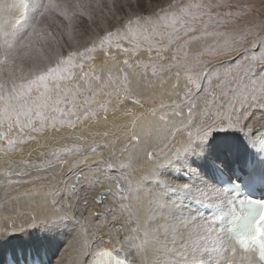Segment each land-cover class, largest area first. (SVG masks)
I'll list each match as a JSON object with an SVG mask.
<instances>
[{
  "label": "snow or ice",
  "instance_id": "1",
  "mask_svg": "<svg viewBox=\"0 0 264 264\" xmlns=\"http://www.w3.org/2000/svg\"><path fill=\"white\" fill-rule=\"evenodd\" d=\"M211 7L205 0H0V154L7 161L46 129H76L91 117L107 123L110 100L98 101V95L115 96L116 111L132 104L120 132L96 134L106 138L103 144L63 147L34 165L38 171L62 167L67 153L76 157L69 171L77 174L26 193L42 196L47 211L19 227V214L2 215L5 200L0 233L70 222L72 235L57 264H264V200L234 203L226 187L179 163L199 152L213 132L239 131L264 151V52L256 55L264 48V20L238 31H210L218 26L209 23ZM249 38L251 48L239 51ZM209 40L214 43L190 60L189 47ZM142 49H155L159 61L172 51L171 62L157 63L151 55L149 62L133 60ZM229 53H236L235 67L223 74L213 78L207 67L191 74L207 63L203 55ZM98 55L112 65L102 74L91 66ZM174 68L177 82L181 69L187 77L183 94L172 84L170 103L146 108L154 97L137 91L133 80H147L149 69L157 77ZM205 74L208 87L202 89ZM100 149L109 150L108 159ZM90 156L99 159L88 164ZM29 175L8 165L0 180L18 185L29 181L13 176ZM43 179L37 175L33 183ZM225 201L233 208L227 226L216 212Z\"/></svg>",
  "mask_w": 264,
  "mask_h": 264
},
{
  "label": "rangeland",
  "instance_id": "2",
  "mask_svg": "<svg viewBox=\"0 0 264 264\" xmlns=\"http://www.w3.org/2000/svg\"><path fill=\"white\" fill-rule=\"evenodd\" d=\"M153 2L164 4V3H166V0H153ZM205 3L212 5V7L209 9V11L211 12V14L213 16V20L210 21L209 23L210 24H218V26L215 28L210 27V29H209L210 31H217V32L238 31L239 29L245 27L246 24L251 23L252 21L264 20V0H205ZM245 12H247L246 15H237L238 13H245ZM228 13H232V15L229 16ZM33 15H34V13H33ZM261 34L264 35V32H262ZM196 35H199V33H196ZM157 39H159V38H157ZM213 43H214L213 41L209 40V41L201 42L198 44H195V43L192 44L188 49L189 59L191 60V58L193 56H196L199 52L208 48ZM250 48H251V38H249L248 43H242L241 44L239 51H243V49H250ZM113 52H115V50H113ZM260 52H264V48H260L259 51L256 52V55H259ZM149 55H151V58L153 61L167 65L168 63L171 62L172 51L162 53V55L165 57V59L163 61L156 60L155 49L152 51L151 54L147 53V51L142 49L141 52L137 53V56L133 57L132 59L135 60L136 58H139V59L144 60L145 62H149ZM235 56H236V53H229L228 55H217V56L205 54L201 57V59L206 61L207 63L203 64V65L194 66L191 70V74L194 76L195 73L199 72L201 68L207 67L209 70V73L214 78L217 74H223L229 67H235V65L233 64V60H232V57H235ZM250 56H251V52L249 53V58H250ZM123 58H124L123 56L117 55V59L122 60ZM104 60H105V58L102 55H98L97 58L92 61L91 66L93 68L97 69L98 74H102V73H100L101 68H104L106 71L107 68L112 66L110 62H109V64L105 65ZM84 70L85 71L89 70V66L87 64L85 65ZM113 71H115V69H113ZM176 71H177V69L174 68L171 71L159 73L157 77H152L151 76V69H149V75H148L147 80L141 79L138 82H137V80H133V87L135 88L134 84H138L141 81L139 83L140 86H143L141 88H145V86H146V87H148L147 90H149L148 94L146 92H144L143 94L147 97H152V95L155 93L154 90H156L158 88L157 86H159V84H160V86H162L163 84H165L167 82L171 85V90H170V92H171L172 91V84L171 83L172 82H174L175 84L178 83V82H176L177 81L176 80ZM180 72H181V76H180V80L178 83V85H179L178 87H179V89L181 91V95H182L183 90L188 85H187V77H186L183 69H181ZM155 81H156V83H155ZM200 83L202 85V89L208 87V74H205V78L202 79L200 81ZM198 97H199L200 102L202 103L203 99H204L203 91H201V93H198ZM167 98H168V96H167ZM97 100L98 101L99 100H110L108 118L110 117L114 121H116L118 115L121 116L123 112L132 108L131 102H128L123 107H120L119 111H116V109L114 107H112V105L117 104V98L115 96L108 98L105 96L98 95ZM128 106H130V108ZM113 112H116L117 114L115 116H113V114H112ZM119 112H121V113H119ZM100 115L102 117L103 113L101 112ZM110 118H109V120H110ZM94 122H95V124L93 126H90V124H92ZM96 122H97V118L91 117L90 120H88V121H85L83 123H78L76 129H69V128L65 127V128L60 130L62 133V131H64V132L77 131L79 129L87 127L86 131L83 132V137L79 140L77 139V137H75L74 139H63L64 142L62 141L60 143V135L50 134V132L54 133V131L51 128H49V129H46L44 132L34 134V135H36L37 138L35 140H29L26 144L22 145L21 150L17 153H14L13 156L15 157L18 153H22L23 150L26 148V146H28L29 148L30 147L32 148L34 144L38 143V146L36 145L35 146L36 148L35 147L33 148V150L37 149L36 150L37 152L32 151V153H27L25 155H21V158L18 157L19 160L18 159L16 160V157H15L10 161H7L6 158L3 156V154H0L1 155L0 157H4L2 160L3 161L2 166H0V173H3L7 169L8 165H11V167L13 169H18L20 171H25V172L31 173V175H29V176H24V177L13 176L12 177L13 179L19 178L22 180H27V181H29L28 183H21L18 185L8 186L6 184V182H4L3 180H0V204H2L5 200L8 201V211L3 212L2 215L13 216V218L15 219L17 214H19V216L21 218L16 220L18 227L29 216H32V215L38 216L39 215L38 218H41V216H42L41 213H43L44 211H47V209L44 207V200H43L42 196H36L35 198H32L29 195H26V193L36 191L37 190L36 186L41 184V183L47 185L49 181H52V182H59L62 180L63 181H73L75 179L74 176L77 173L75 172L74 169L72 171H69V167H70L71 163L73 162V160L76 159V157L72 156V155H68L67 153H63L62 154L63 158L66 159L69 163L63 165L62 167H56L55 169H47V170L38 171L37 168L33 167V166L34 165L40 166L46 160L52 159L51 153L53 151L59 150L63 147H73V146H79V145L87 146V144H91L94 142L103 144L105 142L104 138H101L99 140L100 137H97L96 135H94V131H97V132H98V130H102L101 132L105 131V129L103 128L104 126L103 127L101 126L103 120L100 119L99 122H97V123ZM89 127H90V129H89ZM93 127L95 129L94 131H92ZM96 129H98V130H96ZM87 130H89V131H87ZM217 133L218 132L212 133L213 138L216 136L215 134H217ZM227 133L230 134L231 132H227ZM49 134L51 135V137H55V138H53L54 140L53 139L49 140L50 143L46 144L47 142L43 141V137L48 136ZM64 134H66V133H64ZM80 134H81V132H79V135ZM230 135H233V133ZM99 151L102 152L103 155L105 154L104 155L105 159L109 158V154L108 155L106 154L109 151L108 149H100ZM23 157H25V158H23ZM97 159H99L98 156L97 157L90 156L87 163L93 164ZM37 175L44 177L45 179H43L41 181H35V184H34L33 179ZM39 191L41 193L45 192V191H47V187H45L43 189H39ZM0 223H2V221H0ZM33 227L34 226H32V228ZM27 228H31V227H27ZM33 231H35V230H33ZM33 231H29V234H27V235H29L30 237H33V235H32L34 233ZM18 232H20V231H18ZM12 233H16V232H12ZM12 233H10V234H12ZM5 250H6V248H5ZM5 253H6V251H5Z\"/></svg>",
  "mask_w": 264,
  "mask_h": 264
},
{
  "label": "bare ground",
  "instance_id": "3",
  "mask_svg": "<svg viewBox=\"0 0 264 264\" xmlns=\"http://www.w3.org/2000/svg\"><path fill=\"white\" fill-rule=\"evenodd\" d=\"M139 83L134 84L135 89L139 92H142V93L146 92L148 94L149 92V90H147L148 87L145 86V88H141L143 86H140ZM171 84H175V83L172 82ZM157 87H156L157 89L154 90L155 93L153 95L150 93L152 97H154V103L150 102L148 104H145L146 108L152 107V106H158L161 100H163L165 103H170L169 99L167 98L168 96L167 93L170 92L171 85L166 82L162 86H160L159 84V86ZM128 107L130 108V106ZM118 116H117L116 121H114L113 119L109 117L110 120L108 118L107 123L102 122L101 126L102 127L104 126L103 128L105 129V131H108L110 134L118 133L121 131L122 125L130 122V118H125L123 116V113L121 116L120 115ZM94 124L95 122L90 124V126H93ZM86 129L87 127H84L77 131H69V132L62 131V133L61 131L56 132V133L50 132V134L60 135V143H61L63 139H74L75 137L79 135V132L83 133L84 131H86ZM94 130L95 129L93 127L92 131ZM101 131L102 130H98V132L94 131V135H96L97 133H100ZM227 132H231L230 134L233 133V135H230ZM227 132H218L217 134H215L216 136L214 135L215 136L214 138L213 136L210 137L207 144L199 152L185 157V159L180 161L179 163L183 167L188 168L189 171L198 170L199 177L201 179L207 180L210 183H218L217 182V178H218V168L217 167H221L224 170L229 172V174L227 175L229 176L233 184H238L241 181H247V180L254 178L256 174V170L252 171L251 167L247 165V161H245L242 164V166H239V167L232 166V163L251 159L252 163L255 161V164H256L255 168L257 169L260 166V163H259L260 155H262L263 152H260L261 149L259 147L257 148L251 147L252 141H251L250 136L246 137L243 133L239 131H234V130H229ZM50 134L48 136L43 137V141L47 142L46 144L50 143L49 140H52L53 138H55V137H51ZM101 138H104V137L100 136L99 140ZM105 139L106 138H104V140ZM107 139H115V137L110 135ZM36 145L38 146V143L34 144L32 148L31 147L29 148L28 146H26V148L23 150L22 153H18L15 156L16 160L18 159V157L21 158V155L32 153V151L37 152L36 151L37 149L33 150V148ZM106 154L108 155L109 151ZM15 157L13 156V158ZM3 158L4 157H0V166H2ZM242 174H247V177L245 178L242 177L241 176ZM227 204L228 202L225 201L221 204H218L217 206H222V205H227ZM32 229L35 231H33ZM29 231L34 232L32 234L33 237H30L29 235H27L29 234ZM72 231L73 229L70 226V222L55 221V222L37 224L33 228L32 227L26 228V229L24 228L20 232H16L12 234L1 233L0 234V264H4V262L6 261L5 251H7L8 249L13 250L15 248H29L28 250L35 251L36 255H39V256L46 255V257L49 258L48 259L50 262L49 264H57V261L60 258L68 240L71 238ZM106 246L110 247V245H106ZM14 260L17 261V259H14Z\"/></svg>",
  "mask_w": 264,
  "mask_h": 264
}]
</instances>
